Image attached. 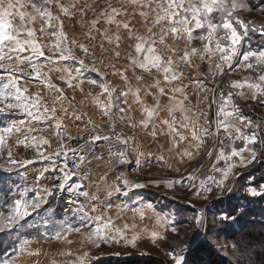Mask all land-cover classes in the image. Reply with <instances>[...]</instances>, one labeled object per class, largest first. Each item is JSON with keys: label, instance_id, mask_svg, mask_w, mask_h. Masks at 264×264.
I'll use <instances>...</instances> for the list:
<instances>
[{"label": "snow or ice", "instance_id": "6c2138e0", "mask_svg": "<svg viewBox=\"0 0 264 264\" xmlns=\"http://www.w3.org/2000/svg\"><path fill=\"white\" fill-rule=\"evenodd\" d=\"M238 10L251 11V7L246 0H117L115 6L110 0H105L102 6H90L87 0H0V73H6L0 75V117H7L10 121L0 123V149L6 135L19 133L26 126L25 119L45 123L52 129L57 142L55 152L46 151L52 148L51 139L30 135L34 129L29 128V135L18 139L17 143L34 149L36 158L13 159L12 152L7 153L8 166H27L43 160L49 164L48 170L54 178L50 186L37 184L22 191L0 187V245L6 238L15 236L9 245L11 254H7V249L0 253L3 255L0 264H14L12 257L30 247L31 241L26 238L28 232H22V229L35 233L36 242L42 239L71 244L68 234L75 233L90 247L98 248L100 243H118L121 240L134 245L140 236L135 225L125 223L118 227L107 215L113 207L110 201L113 193L129 198L135 194L133 190L146 187L143 183L130 181L123 172L114 175L112 184L108 183L109 174L115 173L117 166L129 163V151L139 153L138 148L130 147L135 143V135L128 136L123 129L117 130L122 124L143 132L145 138H151L153 142L160 143L163 138L164 144L168 145L167 150L175 152L180 161L185 157L191 160L199 155L204 138L213 135L208 113L201 106L206 105L208 109L212 105L217 106L215 129L218 147L214 146L207 153L211 166L205 170L209 174L191 187L198 197L205 200L215 192L218 197L227 196L230 202L235 203L230 204L227 210H217L211 219L205 210L194 209L196 214L192 223L195 231L191 242L185 240L166 253L170 264H203L193 258L195 252L198 249H215L217 244L213 238H218L220 232L244 218L245 205L250 198L264 200V184L252 186L246 181L237 187L236 182L244 173L234 171L237 167L248 168L254 163H264V141L261 139L264 123L254 124L233 102L234 96H240L264 106V73L258 74L256 82H249L250 78L243 82L232 81V88L244 89L246 86L247 92L225 93L220 90L219 99L216 95L218 86L214 85L211 103H208L209 96H200L201 92L209 91L202 76L184 75L186 71L198 70L205 62L213 76L217 73L223 75L225 66L233 71L241 66L246 69L264 68V45L257 49L250 45L245 49L244 45L250 31L264 36V23L257 26L255 21H246ZM217 15L219 22H214ZM77 19L81 35L88 43L77 38L68 39L65 21ZM137 23H140V28L136 27ZM197 42L200 47L193 46ZM121 44L125 45L123 57ZM73 48L91 58L94 68L99 63L119 78L118 85L107 79L99 84L97 80L88 81L94 86L98 84L101 89L95 102L103 127L88 119L85 128L76 136L63 124V119L71 118L68 107L75 109L76 106L64 95L63 89L52 84L47 74L41 71L44 65L50 72L63 71L56 65L78 59ZM121 58L124 63L118 67L116 61ZM213 59L220 62L213 65ZM79 64L84 67V60L79 59ZM102 75L106 77L107 73ZM28 78L43 83L49 89L53 96L51 107L38 93L27 94L28 88L20 81ZM60 79L65 80L68 87H81L83 83L79 72L76 77L68 72L66 79L64 76ZM73 79L80 83L74 86ZM185 79L189 83L185 84ZM190 91L197 99L196 105L191 104ZM59 109H62L61 116H57ZM16 113L22 118L13 119ZM133 113H138L140 118L136 119ZM196 113H199L198 117ZM73 115L83 120L86 114L77 111ZM199 119H203L204 126L199 124ZM221 130L225 133L224 139L219 137ZM237 140L243 142L242 147L235 146ZM66 141L74 142L76 147H69ZM225 141L232 146L229 148ZM182 144L188 147L181 150ZM157 159L163 162V154ZM222 161L224 166L220 167ZM104 163L108 170L102 172L99 166ZM186 179L195 181L196 176L190 173L179 181L151 183L172 188L175 183L183 184ZM101 192L109 199L101 201ZM58 194L61 200L67 196L68 203L63 217L55 220L48 212ZM215 201L223 203L219 199ZM124 206L122 201L116 207ZM41 224L45 226L43 230ZM175 224L176 221L171 220L163 226L164 231L170 226L171 232L179 236ZM129 231H132L130 238ZM151 237L154 241L172 239L162 236L159 230L152 231ZM231 248L234 255L239 253L237 264H240L248 248L242 251L238 243H233ZM27 254L40 256L44 253L35 249ZM44 255L48 264H88L91 259L83 246L77 252L60 249L50 256ZM57 255L71 257V260H58Z\"/></svg>", "mask_w": 264, "mask_h": 264}, {"label": "rangeland", "instance_id": "374dc122", "mask_svg": "<svg viewBox=\"0 0 264 264\" xmlns=\"http://www.w3.org/2000/svg\"><path fill=\"white\" fill-rule=\"evenodd\" d=\"M79 2H83V0H79ZM110 2L115 6L117 4V0H110ZM251 7V11L245 10H238V14L241 16L242 19L246 21H255L256 25L258 26L261 23H264V0H246ZM87 3L90 6H95L97 4L104 5L105 0H87ZM88 16L91 17V12L88 13ZM214 22H219L218 15ZM114 27V26H113ZM137 28H140V23L136 24ZM65 31L68 33V39L71 41L73 38L79 39L81 42L88 43L84 40L83 36L81 35L82 29L79 26L78 19L77 20H66L65 21ZM259 34V33H258ZM198 45V46H197ZM193 46L200 47L199 42L195 43ZM125 45L121 44V57H123V49ZM73 52L77 53L78 56L92 64L91 58L86 57L82 51L77 48L72 49ZM47 55V53H46ZM75 64L79 63V60L73 61ZM219 59H213L212 63L215 65L219 63ZM117 66L119 67L121 64L124 63V60L121 58L119 61H116ZM199 63V61H198ZM41 64H44L41 61ZM65 66L64 64H62ZM66 67V66H65ZM96 69H99L100 74V82H104V78L108 81H111L114 85L119 84V78L113 76L112 70L106 68L104 65L97 63L95 65ZM59 68V67H58ZM67 68V67H66ZM228 69V68H227ZM27 70V69H26ZM79 72L81 69H76ZM229 70V69H228ZM43 73H46L47 76L50 78L52 84L58 86L59 88L63 89L64 95L69 99L72 100L74 104L79 106V102L84 103L85 93H96L100 94L101 89L97 85H92L89 82L82 83L81 87L83 91H81V87H68L65 80L60 79L61 76L67 78V70H63L60 72L56 71H49V67L44 65L41 68ZM198 73H202L204 76L211 78L214 85L218 86L217 94L219 96V91L222 90L225 93L228 91H232L233 93H237L239 91L247 92V87L245 86L244 89H236L231 87L232 81H245V79H249V82H256V77L258 74L264 73V68H255V69H246L243 66L236 68L234 71L229 70V73L220 76L218 73L213 76L209 73L208 64L205 62L201 64L199 69L197 70ZM74 72V73H72ZM71 74H75L74 77L77 76V72L72 71ZM213 72L215 69L213 68ZM103 73H107L105 77L102 75ZM0 75H6V73H0ZM87 78L86 76L81 75V79ZM88 79V78H87ZM87 81V80H86ZM90 81V80H88ZM22 86L28 88V93L30 95L39 94L40 97L43 98L44 101L48 103V106L51 107V102L53 96L50 94L49 89L41 82H38L35 79L28 78L25 80L20 81ZM73 85L80 83V81L73 79ZM86 86V87H85ZM213 89V87H212ZM210 89V90H212ZM209 90V91H210ZM208 91V92H209ZM83 94V95H82ZM212 95V94H211ZM78 99V100H77ZM101 99H104L101 96ZM79 101V102H78ZM233 102L238 104L240 107L241 112L245 115L246 111L248 114H252L253 116V123L260 124L264 123V106H261L256 103V101L251 99H244L240 96H234ZM89 108H85L91 115L96 118L101 119L99 114L98 106H88ZM82 108V107H81ZM217 110V106L215 105L212 108V114L210 116V125L213 128L214 133V143L210 146L203 147L200 150L199 155L195 156L193 159L189 160L187 157L180 161V157L175 152H170L167 150L168 145L165 144V155L164 161H158L157 157H159V151L157 154L152 155H143L141 143H144V133L138 130L129 129L126 125H121L122 128L129 134V136L135 135V143L130 144L131 148H138L139 153L135 151H130L131 158L133 162L137 165V168L140 171L141 178L147 179L151 181L159 180V181H179L181 178H186L189 176L190 173L196 176L195 181L192 180H185L183 184L175 183L172 188H167L164 184H160L155 186L156 197H161L164 200V204L166 208L159 207L153 205V196L150 194H146L143 190L140 192H134L135 194L130 195L129 198H125L121 196V193H113L112 197L110 198L111 204L113 207L108 211L107 215L110 216L114 223L119 227L123 224L127 223L130 226L135 225V231L140 233L139 238L133 244L125 243L123 240L120 242H108V243H100L99 247L95 246H88L86 242L81 240V237L75 233H69L68 239L72 241L71 244H64L63 242H57L55 240L48 242L45 240H40L36 242V235L33 232H30L27 229H22V232H28L26 238L31 241L30 247L25 249L22 253L18 254L17 256L12 257L14 264H48V260L46 255H52L53 253L58 252L60 249H70L72 252H77L82 246L84 250L88 251L89 256L91 259L88 261V264H93L99 260L107 259V258H126V257H148L149 259H157L160 260V264H170L169 257L166 255L169 251H171L174 247L179 244H182L185 240L190 241L192 233L195 231L194 225L192 223V218L195 216L196 210L203 209L206 211H210V214H207L208 218L211 219L214 214H216L217 210L230 207V204L235 203V201L225 200L226 196L218 197L217 193H213L209 195L207 200L203 199L202 197H198L196 195V191L191 187L193 183L199 184L201 180L205 179L206 176L209 174L208 171L205 169L210 168L211 160L209 159L207 153L209 150L213 149L214 146L218 147L217 140H216V129H215V112ZM96 113V114H95ZM136 119H139V114L134 113ZM62 115V110L59 109L57 111V116ZM13 119L22 118L20 117L19 113H16L12 117ZM67 120V119H63ZM9 119L7 117H0V123H9ZM25 127L21 129L19 133H13L11 135H6L4 144L2 149H0V175L1 182L0 187H7L12 188L14 191L19 188V190H23L24 188H33L37 184L41 186L47 184L50 186V182L53 180L54 175L51 171H49V164L43 160H36L34 164L27 165V166H19V167H12L7 165V153L9 151L12 152L13 159H35L37 156V152L34 149L26 148L24 144L17 143L18 139H23L25 135H29V128L34 129L30 133V135L37 136V137H45L50 138L51 141L54 139L52 135V129H50L45 123L32 121L29 122L27 119L24 120ZM242 127V126H241ZM250 131V130H249ZM220 139H224L225 133L223 130L219 132ZM262 141H264L263 133L261 134ZM138 143V144H137ZM146 143L152 144V146L156 145V142H153L149 138L146 139ZM225 143L230 148L232 145L230 142L225 141ZM242 141L237 140L235 146L237 148L242 147ZM137 144V145H136ZM259 146V145H258ZM187 144L181 145V150L187 148ZM48 151V149H45ZM194 150V149H191ZM142 156V157H141ZM214 160V157L212 158ZM180 161V162H178ZM238 163V162H237ZM248 168H240L237 167L234 171L237 172H248L250 171L254 165ZM203 166V167H202ZM220 167L224 166V162L222 161L219 165ZM26 169V170H25ZM176 169H179L178 171ZM194 170H199L195 171ZM263 170V169H262ZM56 175H59L56 173ZM257 175V174H256ZM256 175H252L245 179L249 184L253 182V177ZM218 178V177H217ZM95 179V177H93ZM16 180V182H14ZM245 181V182H246ZM239 182V180H238ZM237 183V182H236ZM260 184H264V181ZM237 186H241L240 183L236 184ZM252 185V184H251ZM151 186V185H149ZM256 186V185H252ZM101 201L105 199H109L105 196L103 192L100 194ZM57 196L54 198L53 201L56 202ZM83 198H81L82 200ZM215 199H219L220 201L223 199L225 201L224 204H216ZM124 202L123 208H117V205H120L121 202ZM54 204V202H52ZM51 204L49 208L48 215L52 216L55 220L61 219L64 215V209L55 208V206ZM222 205V206H221ZM70 206V205H69ZM261 206H264V202H261ZM103 211V208L101 209ZM69 215H71L69 213ZM171 220H175L176 224L175 227L180 232L179 236H175L171 230L170 226L168 227L167 231H164L163 226L169 224ZM41 230L44 229V225H40ZM154 230H159L162 236L171 237V240L165 239H156L155 241L151 237V232ZM132 235V231L128 232L129 238ZM224 238V239H223ZM222 239L213 238L214 242L217 244L216 249L219 248V245H227L228 249L222 250L230 257H235L233 250L231 248V242L223 237ZM15 239V236L8 239L7 242V254H11L12 249L9 245L12 243V240ZM35 249H40L42 255L35 256V255H28L29 251H34ZM3 258V257H2ZM1 258V259H2ZM58 260H71V257H61L56 256ZM150 263V262H149ZM148 263V264H149ZM141 264V263H136ZM157 264V263H156Z\"/></svg>", "mask_w": 264, "mask_h": 264}, {"label": "trees", "instance_id": "16d2710c", "mask_svg": "<svg viewBox=\"0 0 264 264\" xmlns=\"http://www.w3.org/2000/svg\"><path fill=\"white\" fill-rule=\"evenodd\" d=\"M251 46V48H259L264 45V36H260L258 33L249 32L248 38L244 41ZM247 116L253 118L252 114H248L245 112ZM264 138V133H263ZM262 139V137H261ZM259 147V146H257ZM263 169V170H262ZM251 173V175H249ZM257 174V175H256ZM256 175L253 177L252 185L260 184L264 181V163H256L254 167L244 173V176L239 179L241 185L245 184V179L248 177ZM2 175H0L1 178ZM1 182V179H0ZM16 182V180H14ZM236 183V184H237ZM237 186V185H236ZM155 186H147L143 189L146 194H151L153 196V205L166 208L164 204V200L159 196L155 198L156 192L154 189ZM239 187V186H237ZM225 200H228L227 196ZM224 204L225 201L222 199ZM261 202L264 200H260L257 198H250V202L245 205L247 211L242 220H240L237 224L232 225L229 228H226L225 231L220 232L218 238L221 239L225 237L228 241L233 243H238L241 245V250L244 248H248V251L244 253L243 259L240 264H264V206H261ZM53 204V203H52ZM217 203H214L216 205ZM55 206V204H53ZM222 206V205H221ZM243 206V205H242ZM56 208V206H55ZM229 208H226L227 210ZM206 212V211H205ZM210 211H207L206 214H210ZM255 221V223H248V221ZM5 239V243L0 245V253H3L7 248V240ZM217 239V238H216ZM224 239V238H223ZM228 249L227 247H219L218 249H198L194 254V259L196 261H202L203 264H237V255L233 258L228 256L223 251ZM223 250V251H222ZM3 255H0V259ZM150 262V263H149ZM160 264L161 261L157 259H149L148 257H124V258H107L103 260H99L94 262L93 264Z\"/></svg>", "mask_w": 264, "mask_h": 264}, {"label": "crops", "instance_id": "0c3cea01", "mask_svg": "<svg viewBox=\"0 0 264 264\" xmlns=\"http://www.w3.org/2000/svg\"><path fill=\"white\" fill-rule=\"evenodd\" d=\"M244 45H245V49H247V47L249 46V44H247V43H244ZM198 46V45H197ZM252 49H257V48H252ZM74 55L78 58V59H75V60H73V59H69L67 62H64V63H61V64H57L56 65V67H59V68H61V69H65V70H67V72H72V71H75V72H79L78 70H76V69H81V71L79 72V74L80 75H83V76H86L87 78H84L83 79V83H85V82H88V80H97L98 81V83L100 82V74H99V72L96 70V67L94 68L93 67V65H91V64H89L88 62H86L84 59H83V57L81 58L80 56H78V54L77 53H75L74 52ZM79 59H83L84 60V67H81L80 66V64L78 63V64H76L75 66H74V62L73 61H76V60H79ZM62 64H64L65 66H63ZM232 71V70H231ZM72 73H74V72H72ZM227 73H229V70L227 69V67L225 66V69H224V74L223 75H225V74H227ZM219 74V73H218ZM184 75H185V77H189L190 75L191 76H196V75H201L202 76V78L204 79V81H205V83H206V85H207V87H208V89L210 90V89H212V87L214 86V83L212 82V79L211 78H208V77H206V76H204L201 72L200 73H198V71L197 70H194V71H192L191 73H189V72H185L184 73ZM220 76H222L221 74H219ZM73 77L75 76V74H73L72 75ZM66 79V78H65ZM87 80V81H86ZM184 83L185 84H187V83H189V80L188 79H185L184 80ZM86 87V86H85ZM211 94H212V90H210L209 92H201L200 93V96H201V98L203 97V96H205V95H207V96H209V101H208V103H211ZM83 95V94H82ZM85 99H83L84 100V103H81V102H79V106L80 107H82L83 109H85V108H89L88 106H92L93 108H95L94 106H97V104H96V102H95V97L96 96H98L99 94H96V93H85ZM189 95H190V97H192L191 98V104H193V105H196L197 104V99H196V97H195V95H193V93L190 91L189 92ZM216 95H217V99H219V96H218V94L216 93ZM239 97V96H238ZM101 98V97H100ZM78 100V99H77ZM215 105H212V108L214 107ZM202 107V110L203 111H205V112H207L208 113V119H210V116H211V114H212V108L211 109H208V107L205 105V106H201ZM96 114V113H95ZM133 115H135L134 113H133ZM137 116V115H136ZM139 116V115H138ZM196 116L198 117L199 116V113H196ZM244 116H246V117H248V118H250L251 120L253 119V118H251V117H249V116H247V115H244ZM140 118V117H139ZM63 122H65V120H63ZM198 122H199V124L201 125V126H204V121H203V119H199L198 120ZM211 130H212V132H213V128L211 127ZM146 139L147 138H144V143H141V145H142V147H140V149L142 150V152L143 153H148V155H152V154H157L158 153V151H159V156L161 155V154H163V156L165 155L164 153H165V144H164V141H163V138L161 139V141H160V143H156V145L155 146H152V144H149V143H146L145 144V142H146ZM150 140H151V138H149ZM214 140H215V138H214V133H213V135L212 136H208V137H205L204 138V143H203V145H202V147H201V149L203 148V147H206L207 145L208 146H210V145H212L213 143H214ZM138 144V143H137ZM136 144V145H137ZM241 144H243V142L241 143ZM161 145H163V147L161 148ZM134 148V147H133ZM200 149V150H201ZM146 156V155H145ZM142 157V156H141Z\"/></svg>", "mask_w": 264, "mask_h": 264}, {"label": "built area", "instance_id": "2783aa9c", "mask_svg": "<svg viewBox=\"0 0 264 264\" xmlns=\"http://www.w3.org/2000/svg\"><path fill=\"white\" fill-rule=\"evenodd\" d=\"M104 81H105V78H104ZM69 101H72V100H69ZM71 103L74 104L73 102H71ZM74 105L76 106L75 109L73 107H68V109H67L68 114H69V116L71 118L70 119L69 118H65L67 120H65V122H63V124L67 127L68 132H70L73 136H76L82 129L85 128V123H86V121L88 119H91V120L95 121L97 124H100L101 127H103V124L101 123V119L94 117L87 110L81 108L80 106H78L76 104H74ZM60 110H62V109H60ZM77 111L86 114L83 120L77 119L76 116L73 115ZM121 129H123V128H122L121 125H119L117 130L119 131ZM123 131L126 133V135L129 136V134H127V132L124 129H123ZM51 142H52V148L51 149H48V151L55 152L56 147H57V142H56L55 138ZM66 143L68 144L69 147H76V144L74 142H72V141H66ZM127 159L129 161L128 164H125L123 166H117L115 168V173H110L109 174V176L107 178L108 179V183L109 184H112L114 182V175L115 174H118L120 172H123L124 175H125V177L127 179H129L130 181L138 182V183H143L147 187L148 186L147 184L150 183V180L141 178L140 171L138 169H136L137 168V165L133 162V160L131 158L130 151L128 152ZM99 170L102 171V172L103 171H107L108 170L107 164L106 163L101 164L99 166ZM146 187H144V188H146ZM144 188L135 189L133 191L138 193V192L142 191ZM121 196H123V195L121 194ZM59 197L60 196L58 194L57 195V199H56L57 205H56L55 201H53V202H54V204H55V206L57 208L64 209L65 208V205H62L59 202ZM64 200L66 201V203H68V197L67 196H65V199Z\"/></svg>", "mask_w": 264, "mask_h": 264}, {"label": "bare ground", "instance_id": "6f19581e", "mask_svg": "<svg viewBox=\"0 0 264 264\" xmlns=\"http://www.w3.org/2000/svg\"><path fill=\"white\" fill-rule=\"evenodd\" d=\"M154 181H157V180H154ZM159 181V180H158ZM148 186L149 185H152V186H158V185H155V184H152L151 182L147 184ZM168 188V187H167ZM65 199V198H64ZM61 200L60 197H59V202L62 204V205H65L66 206V201L65 200Z\"/></svg>", "mask_w": 264, "mask_h": 264}]
</instances>
